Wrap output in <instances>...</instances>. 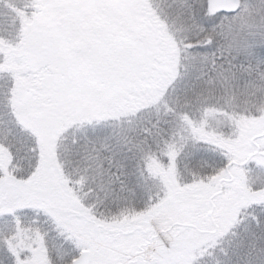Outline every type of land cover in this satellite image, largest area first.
I'll return each instance as SVG.
<instances>
[{
	"label": "snow or ice",
	"instance_id": "obj_1",
	"mask_svg": "<svg viewBox=\"0 0 264 264\" xmlns=\"http://www.w3.org/2000/svg\"><path fill=\"white\" fill-rule=\"evenodd\" d=\"M0 264H264V0H0Z\"/></svg>",
	"mask_w": 264,
	"mask_h": 264
}]
</instances>
